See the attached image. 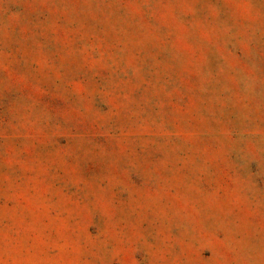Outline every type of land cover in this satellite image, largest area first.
I'll use <instances>...</instances> for the list:
<instances>
[{
  "label": "rangeland",
  "instance_id": "374dc122",
  "mask_svg": "<svg viewBox=\"0 0 264 264\" xmlns=\"http://www.w3.org/2000/svg\"><path fill=\"white\" fill-rule=\"evenodd\" d=\"M0 264H264V0H0Z\"/></svg>",
  "mask_w": 264,
  "mask_h": 264
}]
</instances>
